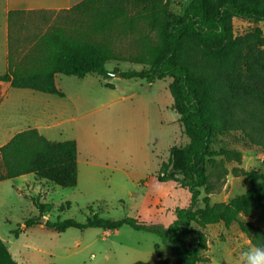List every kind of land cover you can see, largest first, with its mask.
Masks as SVG:
<instances>
[{
    "label": "trees",
    "instance_id": "trees-1",
    "mask_svg": "<svg viewBox=\"0 0 264 264\" xmlns=\"http://www.w3.org/2000/svg\"><path fill=\"white\" fill-rule=\"evenodd\" d=\"M170 1L83 0L59 11L58 24L40 35L17 61L10 50L8 69L0 75V82L64 97L57 86L58 75L108 78L106 65L111 61L147 67L121 72L127 80L153 83L170 78L172 109L189 142L171 148L157 179L174 182L190 199L174 208L166 232L159 223L139 218L113 221L97 213L85 223L47 220L45 226L59 233L71 228H101L112 233L126 225L168 242L172 260L156 245L154 264H199L202 252L208 250L202 229L209 225L229 228L238 224L253 247H264L262 227L239 219L264 211V177L258 171L233 170L236 176H245L250 188L227 203L210 206L206 198L203 208H195L201 189L211 193L208 165L228 174L224 163L242 161L236 149H213L219 135L237 133L248 146L264 151L263 32L256 28L237 35L234 28L235 19L264 23V0H192L181 15L171 12ZM26 13H9L10 41L12 27ZM125 40H131L136 51L123 54L119 45ZM106 86L114 88L109 83ZM78 154L75 140L53 141L37 128H28L0 147V182L31 174L62 188H74L78 184ZM36 207L39 215L27 219L26 228L41 224L53 209L40 201ZM193 224L197 228H192ZM18 232L14 231L16 236ZM0 264H19L1 237Z\"/></svg>",
    "mask_w": 264,
    "mask_h": 264
},
{
    "label": "rangeland",
    "instance_id": "rangeland-1",
    "mask_svg": "<svg viewBox=\"0 0 264 264\" xmlns=\"http://www.w3.org/2000/svg\"><path fill=\"white\" fill-rule=\"evenodd\" d=\"M192 0H171L170 10L183 14ZM59 11L27 12L12 27L11 52L17 61L42 34L58 24ZM237 35L260 28L264 23L235 19ZM1 37V34H0ZM123 54L136 51L131 40L119 45ZM108 78L89 74L84 78L58 75L57 86L64 97L6 86L0 101V147L28 128H38L53 141L75 140L79 149L80 172L74 188H62L34 175L7 180L0 195V235L13 257L21 264H154L155 247L172 260L168 242L158 235L123 226L105 235L101 228H71L59 233L41 225L25 226L38 217L36 202L53 206L48 220L73 219L85 223L89 217L119 221L139 218L159 223L166 232L173 220L174 208L186 204L190 194L176 189L174 182L157 179L160 166L167 162L173 146H185L179 116L172 109L170 78L149 83L143 79H124L118 74L141 71L146 66L129 62H108ZM6 57L0 41V74H5ZM112 84L109 88L106 84ZM236 149L241 163L227 162L223 170L208 165L210 194L201 189L195 208L224 204L244 194L251 186L245 176L233 170L258 171L264 177V151L248 146L241 136L219 135L213 149ZM220 161L221 158H215ZM4 182V181H3ZM15 188L19 189L16 190ZM42 196H38L39 194ZM42 198V199H41ZM45 218V217H43ZM242 222H256L264 230V211L240 216ZM42 220V219H41ZM40 220V222H41ZM192 228H197L195 224ZM14 231H19L18 236ZM208 250L199 264H242L241 254L253 248L238 224H223L202 229ZM81 239V245L78 240Z\"/></svg>",
    "mask_w": 264,
    "mask_h": 264
},
{
    "label": "crops",
    "instance_id": "crops-1",
    "mask_svg": "<svg viewBox=\"0 0 264 264\" xmlns=\"http://www.w3.org/2000/svg\"><path fill=\"white\" fill-rule=\"evenodd\" d=\"M82 1L83 0H0V34H1L0 41H1V47H3L5 57H6V69H8V57H9V53H10V49H11V41H10V37H9V33H10L9 13L11 11H26V12L62 11V10H67V9L72 8L73 6L77 5L78 3L82 2ZM0 75H3V74H0ZM6 86H10V84L0 82V91L4 92V89ZM78 151H79V149H78ZM79 172H80V160H79V154H78V178H79ZM9 181L12 182V180H9ZM5 184H6L5 181L0 182V193H2L4 191V189L7 187V185H5ZM14 189L19 191V189L15 188V186H14ZM38 196H42V194L40 193ZM3 201H4V197L2 195H0V215H2L1 205L3 204ZM40 202H41V200H40ZM42 204H45V203H42ZM44 217L47 221L48 215L45 214ZM40 225H41V228L45 227V223H41ZM108 234H110V232L105 231V235H108ZM0 237H1V235H0ZM4 242L7 244L6 241H4ZM81 242H82V240L79 239L77 244L81 245ZM7 246H8V244H7ZM8 248H9V246H8ZM9 250H10V248H9ZM10 252H11V250H10ZM12 256H13V254H12ZM18 263L21 264L20 262H18Z\"/></svg>",
    "mask_w": 264,
    "mask_h": 264
},
{
    "label": "clouds",
    "instance_id": "clouds-1",
    "mask_svg": "<svg viewBox=\"0 0 264 264\" xmlns=\"http://www.w3.org/2000/svg\"><path fill=\"white\" fill-rule=\"evenodd\" d=\"M242 264H264V247H253L241 254Z\"/></svg>",
    "mask_w": 264,
    "mask_h": 264
},
{
    "label": "water",
    "instance_id": "water-1",
    "mask_svg": "<svg viewBox=\"0 0 264 264\" xmlns=\"http://www.w3.org/2000/svg\"><path fill=\"white\" fill-rule=\"evenodd\" d=\"M118 77H120V74H118ZM45 222H46V219L42 218L41 223H45Z\"/></svg>",
    "mask_w": 264,
    "mask_h": 264
}]
</instances>
